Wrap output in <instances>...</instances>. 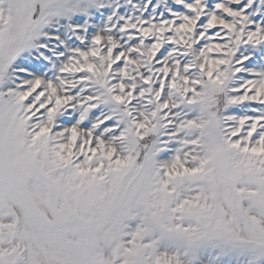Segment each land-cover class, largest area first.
Wrapping results in <instances>:
<instances>
[{"label":"snow or ice","instance_id":"6c2138e0","mask_svg":"<svg viewBox=\"0 0 264 264\" xmlns=\"http://www.w3.org/2000/svg\"><path fill=\"white\" fill-rule=\"evenodd\" d=\"M0 264H264V0H0Z\"/></svg>","mask_w":264,"mask_h":264}]
</instances>
